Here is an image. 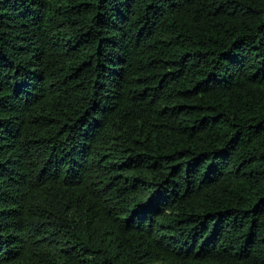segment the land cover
<instances>
[{"label":"trees","instance_id":"trees-1","mask_svg":"<svg viewBox=\"0 0 264 264\" xmlns=\"http://www.w3.org/2000/svg\"><path fill=\"white\" fill-rule=\"evenodd\" d=\"M0 264H264V0H0Z\"/></svg>","mask_w":264,"mask_h":264}]
</instances>
